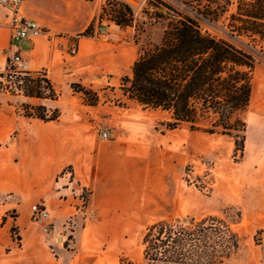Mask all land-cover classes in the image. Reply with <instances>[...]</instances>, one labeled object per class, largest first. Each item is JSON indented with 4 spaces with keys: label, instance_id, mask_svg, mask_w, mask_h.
<instances>
[{
    "label": "rangeland",
    "instance_id": "rangeland-1",
    "mask_svg": "<svg viewBox=\"0 0 264 264\" xmlns=\"http://www.w3.org/2000/svg\"><path fill=\"white\" fill-rule=\"evenodd\" d=\"M169 7L200 19L182 0H147L125 27L113 17L116 7L100 0L23 4L22 14L51 35L35 41L44 50L37 63L14 66L1 55L0 264H143V238L156 222L235 213L241 246L229 264H264V106L254 101L244 114L241 157L232 138L186 124L171 129L167 112L143 109L123 95L122 79L141 51L162 41ZM200 24L229 39L224 18ZM15 68L46 72L59 99L30 102L12 93L6 75ZM259 72L263 60L254 76ZM73 84L97 92L99 103L88 105ZM28 104L46 106L49 115L59 109L61 116L26 117ZM103 170L108 179L101 183ZM63 185L69 191L60 195ZM36 204L47 207V223L32 217Z\"/></svg>",
    "mask_w": 264,
    "mask_h": 264
},
{
    "label": "trees",
    "instance_id": "trees-1",
    "mask_svg": "<svg viewBox=\"0 0 264 264\" xmlns=\"http://www.w3.org/2000/svg\"><path fill=\"white\" fill-rule=\"evenodd\" d=\"M182 3L211 25L224 18L223 30L229 39L204 31L199 18L169 7L162 41L141 51L131 74L122 79L123 95L143 109L167 112L171 129L186 124L193 131L232 138L235 154L243 157L248 127L244 114L251 102L253 72L264 61V0H238L228 16L232 0ZM109 5L116 7V23L129 26L132 9L115 2ZM6 78V88L25 97L42 101L60 97L46 72L34 74L15 68ZM72 87L84 95L88 105L99 103L97 92L80 84ZM25 108L26 117L44 122L61 116L59 109L49 115L44 105L28 104ZM235 216L240 214L156 222L143 238V264H229L241 246L231 219Z\"/></svg>",
    "mask_w": 264,
    "mask_h": 264
},
{
    "label": "built area",
    "instance_id": "built-area-1",
    "mask_svg": "<svg viewBox=\"0 0 264 264\" xmlns=\"http://www.w3.org/2000/svg\"><path fill=\"white\" fill-rule=\"evenodd\" d=\"M26 0H0V11H7L6 17L9 19L11 29L10 46L6 49V59L14 66H23L27 62L24 61L20 52V44L23 41H30L35 43L41 37L51 35V30L37 20L27 18L21 12L23 4ZM102 4L108 5L111 3L124 4L130 7L134 12L143 10L147 0H100ZM76 53V50H72ZM103 139L110 137L109 132L101 134ZM32 217L38 223H47L50 219V213L45 205L36 204L32 207ZM48 226L44 227L45 233L48 232Z\"/></svg>",
    "mask_w": 264,
    "mask_h": 264
},
{
    "label": "crops",
    "instance_id": "crops-1",
    "mask_svg": "<svg viewBox=\"0 0 264 264\" xmlns=\"http://www.w3.org/2000/svg\"><path fill=\"white\" fill-rule=\"evenodd\" d=\"M11 42V29L9 25V19L6 17L5 13L0 12V69L5 68L6 66V60L3 61L1 55L6 51V49L10 46ZM23 42H28L26 43L25 49L22 50L21 45ZM20 44V52L21 55L25 60H32L33 62H38L43 58L44 50L41 46L37 45L36 43L30 42V41H23ZM252 84H253V90H252V96H251V102L249 107L251 106L252 103L255 101V105H262L264 106V72H259L255 76L253 74L252 78ZM20 97H23L26 101L30 102H38L40 99L37 98H28L25 97L24 95H19ZM259 101V102H258ZM107 158L110 159H115L117 158L116 155L113 156H107ZM55 159H50V163L54 161ZM61 166V165H59ZM105 171L103 170V178L101 179V183H103L104 179H108L107 176L104 173ZM46 173L51 174L52 170L51 168L48 167L46 170ZM66 183H64L65 185ZM64 185L62 186V191L58 192V194H64V191H69V188H64ZM100 187L102 185L98 186V189L100 191Z\"/></svg>",
    "mask_w": 264,
    "mask_h": 264
},
{
    "label": "bare ground",
    "instance_id": "bare-ground-1",
    "mask_svg": "<svg viewBox=\"0 0 264 264\" xmlns=\"http://www.w3.org/2000/svg\"><path fill=\"white\" fill-rule=\"evenodd\" d=\"M259 102V101H258ZM263 104H264V102H263Z\"/></svg>",
    "mask_w": 264,
    "mask_h": 264
}]
</instances>
